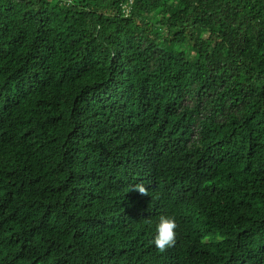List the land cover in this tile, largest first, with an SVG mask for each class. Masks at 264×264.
I'll use <instances>...</instances> for the list:
<instances>
[{
	"label": "trees",
	"instance_id": "16d2710c",
	"mask_svg": "<svg viewBox=\"0 0 264 264\" xmlns=\"http://www.w3.org/2000/svg\"><path fill=\"white\" fill-rule=\"evenodd\" d=\"M0 264H264V0H0Z\"/></svg>",
	"mask_w": 264,
	"mask_h": 264
},
{
	"label": "clouds",
	"instance_id": "9594fccd",
	"mask_svg": "<svg viewBox=\"0 0 264 264\" xmlns=\"http://www.w3.org/2000/svg\"><path fill=\"white\" fill-rule=\"evenodd\" d=\"M133 189L141 194L146 192V189L140 185L134 186ZM176 228L177 224L173 216L161 215L154 222V232L150 243L160 251H164L166 248L171 247L175 243Z\"/></svg>",
	"mask_w": 264,
	"mask_h": 264
}]
</instances>
